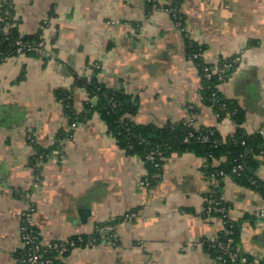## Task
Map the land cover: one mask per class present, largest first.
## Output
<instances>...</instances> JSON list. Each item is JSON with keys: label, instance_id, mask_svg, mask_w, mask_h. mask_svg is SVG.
<instances>
[{"label": "crops", "instance_id": "1", "mask_svg": "<svg viewBox=\"0 0 264 264\" xmlns=\"http://www.w3.org/2000/svg\"><path fill=\"white\" fill-rule=\"evenodd\" d=\"M167 3L12 0L8 27L40 36L44 47L0 63V264H17L28 205L19 193L32 188L37 172L33 225L44 242L115 226L116 240L76 248L64 264H216L203 246L224 229L220 216L204 214L216 190L229 206V218L240 222L237 251L256 264L264 260L261 193L231 176H207L206 159L193 152L169 156L160 179L140 185L148 173L144 160L120 148L96 110H84L98 98L89 97L79 82L96 77L137 98V123L164 127L193 118L195 128H213L223 140L237 128L264 137V0L182 4L185 31L203 47L207 64L242 55L220 86L243 110L241 126L204 103L198 67L187 55L185 32L165 11ZM2 6L0 0V26ZM58 90L70 93L77 113L85 112L75 128L64 116ZM69 131L60 155L38 157ZM257 174L264 180V162Z\"/></svg>", "mask_w": 264, "mask_h": 264}, {"label": "trees", "instance_id": "2", "mask_svg": "<svg viewBox=\"0 0 264 264\" xmlns=\"http://www.w3.org/2000/svg\"><path fill=\"white\" fill-rule=\"evenodd\" d=\"M9 1L12 0H3L2 6L1 20H3V24L0 26V63L4 58L16 54L15 40L19 39L23 43H37L41 39L40 36H22L17 28L8 27L10 19L5 18V16L13 10L8 6ZM149 3L153 4V2ZM185 45L189 57L198 50L204 51L202 46H199L188 37L185 38ZM27 51L30 50L25 52ZM198 70L202 79L201 94L204 103L212 106L221 118L226 115V111L231 112V118L237 125L241 126L245 120L244 112L235 102L222 94L220 90L222 82L217 79L216 75L211 80H207L203 76L202 65L198 66ZM233 71L228 72L229 75ZM79 83L85 86L89 97L96 96L98 98L96 105H91L90 102L85 103L84 110H96L105 121L108 131L117 140L120 148L124 149L128 155H138L144 160L148 172L147 178L151 185L160 179L166 158L173 154L193 152L206 159L203 169L207 176L220 180L225 176H231L237 183L258 191L264 197V180L257 174L258 168L264 162V137L262 134H247L242 128H237L231 136L223 140L217 130L189 127L185 124V121L178 124H167L164 127H158L154 124H140L132 119V116L138 110L137 98L123 90L107 87L104 83L98 81L96 77ZM213 93H215V96ZM57 96L63 102V113L69 119L70 124L84 118L85 112L77 113L73 107L69 92L58 90ZM213 98L217 99L215 103ZM222 105H224V108L221 107ZM195 129H198L195 136L185 141L186 136ZM209 130L214 131V134L210 136V141L202 142L196 138L199 133H207ZM71 135L72 131L67 132V134H59L58 139L60 142L55 143L50 152L40 151L38 157L40 158L39 155L42 154V159H45L46 155L52 153L54 149L61 148L64 139ZM159 152L161 155L158 154ZM152 153H154V159H148V156ZM36 161V159H32L31 163L34 165ZM157 163H160V166H157ZM238 165H242L243 168L235 173L233 169ZM211 194L218 201H221V206L229 208L218 190L212 191L208 196V200ZM204 214L206 213L204 212ZM212 215L221 217L220 213ZM34 228L37 230L36 227ZM82 235L86 239L89 237L96 238V244L102 241L97 231ZM76 237L74 235L71 238L76 239ZM240 237V222L227 218L224 229L217 236L205 240L203 246L214 258L216 264H219V262L236 264L242 257L246 258V264H256L251 256L237 251V243ZM228 239H231V241L228 242ZM219 242L227 245L226 251L220 249ZM72 250L65 252L63 256H67ZM234 254H236V258L233 261L232 256ZM46 255L49 257L56 256L55 252ZM218 257H221V259H218ZM259 264H264V260H261Z\"/></svg>", "mask_w": 264, "mask_h": 264}, {"label": "built area", "instance_id": "3", "mask_svg": "<svg viewBox=\"0 0 264 264\" xmlns=\"http://www.w3.org/2000/svg\"><path fill=\"white\" fill-rule=\"evenodd\" d=\"M148 2L156 3L158 0H147ZM182 4L183 0H168L167 6L165 7V11L170 15L171 19L179 28L181 31L185 32V36L188 37V34L185 31V19L182 11ZM8 6L13 8L12 1H9ZM8 17V14L5 16V18ZM7 33V31H6ZM16 45V54H20L25 52L26 50H33V49H43L44 47V41L43 39H40L37 43H23L21 40H15ZM191 60H193L196 64V66L202 65L203 70V76L207 80H211L214 75L217 76V79L221 81L222 83L230 76L228 72L231 70H235L238 65L242 62V55L238 54L236 56L231 57H224L220 59L215 66H210L207 64L204 60V51L198 50L196 51L191 57ZM97 68H100V63L95 64ZM221 83V84H222ZM215 96V93H213ZM214 103L217 101V99L213 98ZM224 108V105L221 106ZM227 116H231L232 113L229 111H226ZM185 124L189 127H194V120L193 118H190L185 121ZM78 126V122L74 121L71 124L72 128H75ZM198 129H195L194 131H191L185 138V141L190 140L193 136H195V133ZM214 134L213 130H209L207 133H199L197 135V139L202 142H208L210 141V136ZM56 142H60L59 139H56ZM53 153L56 155L61 154V148H56L53 150ZM161 155V153H158ZM154 153L150 154L148 156V159H154ZM42 158V156H40ZM157 166H160V163L156 164ZM243 168L242 165H238L233 169L235 173H238L239 170ZM157 176H159L157 174ZM41 184V174L40 172H37L35 175V182L32 186V188L24 191H20L19 195L24 198L28 205L26 209L22 212L21 216V240H22V247L18 251L17 255V264H64V258L63 254L65 252H68L71 249H76L79 247H89L96 244L97 239L94 237L85 238L82 234H77L75 236L76 239L73 238H67L62 240H54L49 242H44L41 234L38 230H35L33 225V219L34 214L36 212V206L32 202V196L34 194V191L40 187ZM140 185H150V181L146 177L140 181ZM207 215H212L215 213H220L221 218L224 222V225L226 223V219L229 218L228 216V209L225 206H221V201H218L215 197H213V194H211L208 204L204 211ZM261 215H264V208L260 211ZM133 217V214H130L127 216L128 219H131ZM96 231L100 234V237L102 240H116L117 236L115 233V226L112 224H108L102 227H97ZM231 239H228V242H230ZM218 246L221 250L226 251L227 245L219 242ZM56 256L49 257L46 254L54 253ZM236 258V254L232 256V260ZM218 259H221V257H218ZM56 260H59L56 262ZM246 258L242 257L238 263L236 264H246ZM219 264H223L220 263Z\"/></svg>", "mask_w": 264, "mask_h": 264}]
</instances>
